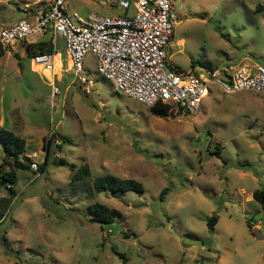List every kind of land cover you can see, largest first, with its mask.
Masks as SVG:
<instances>
[{
  "label": "rangeland",
  "instance_id": "rangeland-1",
  "mask_svg": "<svg viewBox=\"0 0 264 264\" xmlns=\"http://www.w3.org/2000/svg\"><path fill=\"white\" fill-rule=\"evenodd\" d=\"M171 1L170 67L188 72L192 62L218 67L242 58L264 65V9L256 10L264 0ZM25 2L34 0H0V25L24 17ZM70 8L84 17L114 12L91 0H70ZM56 45L64 70L53 100L23 46L17 55L0 48V127L23 138L27 154L38 152V167L42 138L53 131L64 139L52 143L42 172L15 168L12 190L0 185V197L14 192L0 222V264H122L119 253L126 264H264V214L252 198L264 187V95L212 83L197 111L156 115L115 90L92 54L83 74L94 85L85 92L65 60V39ZM3 149L0 140V174L13 168ZM68 163L87 164L90 176L73 180ZM106 174L143 190L97 192L93 180ZM96 202L118 216L97 222L89 209Z\"/></svg>",
  "mask_w": 264,
  "mask_h": 264
},
{
  "label": "built area",
  "instance_id": "built-area-1",
  "mask_svg": "<svg viewBox=\"0 0 264 264\" xmlns=\"http://www.w3.org/2000/svg\"><path fill=\"white\" fill-rule=\"evenodd\" d=\"M68 1L37 0L42 6L34 19L20 18L0 25V48H9L15 41H25L32 35H51L52 51L36 53L30 58L50 85L52 100L60 93L54 68L56 36L65 39L70 70L87 93L94 80L83 74L84 59L92 54L97 72L115 90L149 107L159 105L195 112L212 83L227 93L249 90L264 95V65L255 60L243 59L218 67L198 65L188 72L169 66L167 46L173 37L176 18L171 0H91L122 12L90 13L87 17L69 13ZM61 143L59 138L53 141L55 145ZM25 156L29 166L37 170L38 152H25Z\"/></svg>",
  "mask_w": 264,
  "mask_h": 264
},
{
  "label": "trees",
  "instance_id": "trees-1",
  "mask_svg": "<svg viewBox=\"0 0 264 264\" xmlns=\"http://www.w3.org/2000/svg\"><path fill=\"white\" fill-rule=\"evenodd\" d=\"M264 9V5H257L256 10L261 11ZM27 53L28 56H32L36 53L41 52H51L52 51V45L50 41H44V42H38V43H28L27 44ZM17 55V54H15ZM204 66V65H203ZM206 67H210L209 65H206ZM167 107L165 106H151V111L156 115H165V111ZM55 138H58L55 132H52L50 136L43 137L44 141V148L46 149V155L43 160V162L39 165L37 171L39 170L42 172L44 168L46 167L49 159V150L50 147L54 141ZM0 140L3 143V152L7 158H10L12 161L13 168H11L9 171H4L0 174V185H4L8 190H12V185L16 181V172L15 168H28L29 166V159L25 156L26 152V143L25 140L18 135L14 134L12 131L7 130L3 127H0ZM64 139H62L63 142ZM218 156L219 152H216ZM54 163L56 164H66L67 162L62 159L58 158L54 160ZM74 173L72 174L73 180H84L90 176V171L87 164L79 165V167L75 168L73 164H67ZM8 184V185H7ZM93 186L97 192H102L105 190H109L112 193H117L114 196L118 195V193L127 191V190H134L138 192H142L143 185L132 178H121L116 175L112 174H106L97 176L93 180ZM168 188H163L160 192V198H163V196L167 193ZM14 194H8L6 196L0 197V220L2 219L4 215L5 209L8 207L11 197ZM252 198L257 201L262 209V212L264 214V187L260 189H256L252 192ZM89 209L94 214V220L100 223H108L112 221L115 217L118 216L119 212L115 208L109 209L107 206L101 204V203H94L89 206ZM217 221V216L212 215L208 221L207 225L212 228L214 226V223ZM248 224V223H247ZM250 227V226H248ZM4 240L6 241V238L4 236ZM120 256L123 258L122 264H126L125 256L123 253H119Z\"/></svg>",
  "mask_w": 264,
  "mask_h": 264
},
{
  "label": "crops",
  "instance_id": "crops-1",
  "mask_svg": "<svg viewBox=\"0 0 264 264\" xmlns=\"http://www.w3.org/2000/svg\"><path fill=\"white\" fill-rule=\"evenodd\" d=\"M83 2V1H82ZM24 6H25V8H23V10H24V12H25V14L26 15H24V17H22V18H32V19H34L36 16H37V13H38V11H39V9L41 8V6H42V4H40V3H37V0H34V2H33V4H29L28 2H25V4H24ZM29 6V7H28ZM102 6V5H101ZM104 7H106V8H108V9H111V10H113L114 12L113 13H117V10L116 9H114V8H112V7H109V6H104ZM67 10H68V12L69 13H72V12H77V13H79L78 11H76L75 9H73V8H70V0L68 1V5H67ZM119 12V11H118ZM112 13V14H113ZM80 14V13H79ZM108 15H110V14H108ZM173 34H174V32H173ZM57 37L58 36H56L55 37V42H56V40H57ZM50 38H51V35L49 34V33H47V34H45V35H43V36H41V37H39V36H36V38H33V39H30V40H25V41H17L16 43L14 42V43H12V45H10V47L9 48H3V49H8V50H10V54H11V52L12 53H14V54H17L18 53V48L20 47V46H23L24 48H25V51H26V53H27V44L28 43H38V42H44V41H50ZM20 43H23V44H20ZM64 49H65V45H64ZM56 52H54V68H55V72H56V75H57V78H58V81H60L61 80V78H62V71L64 70L63 68V61H62V59H61V52L58 50V48H57V45H56ZM28 54V53H27ZM19 55V57H21V55L20 54H18ZM56 56H58V61H59V65L57 66V59H56ZM169 57H170V55H169V53H168V59H169ZM243 59H249V58H242V59H240L239 61H241V60H243ZM65 60H68V56H67V54H66V49H65ZM249 60H251V59H249ZM69 61V60H68ZM168 63H169V60H168ZM31 66H32V68H33V70L34 71H36V68H35V66L33 65V64H31ZM170 66V65H169ZM198 66V65H197ZM201 66H203V65H201ZM192 67H194V65H193V62H192V66H191V68ZM204 67H206V65H204ZM210 67H212L211 65H210ZM17 70V72H19L20 71V69H16ZM58 70V71H57ZM66 70V69H65ZM57 81V82H58ZM211 85L212 84H210V86H209V92H208V94H210V92H211ZM247 91H249V90H247ZM224 92V91H223ZM239 92V91H238ZM252 92V91H251ZM254 93V92H253ZM254 94H256V95H260V94H258V93H254ZM262 95V94H261ZM263 96V95H262ZM128 97V96H127ZM130 98V97H129ZM43 139V138H42ZM3 218V217H2ZM0 222H1V220H0Z\"/></svg>",
  "mask_w": 264,
  "mask_h": 264
},
{
  "label": "water",
  "instance_id": "water-1",
  "mask_svg": "<svg viewBox=\"0 0 264 264\" xmlns=\"http://www.w3.org/2000/svg\"><path fill=\"white\" fill-rule=\"evenodd\" d=\"M9 193H11V191H9ZM260 215H257L256 218H253L252 221L256 220L257 218H259ZM185 242L187 243H200L201 241H197V240H192V239H188V238H185Z\"/></svg>",
  "mask_w": 264,
  "mask_h": 264
},
{
  "label": "bare ground",
  "instance_id": "bare-ground-1",
  "mask_svg": "<svg viewBox=\"0 0 264 264\" xmlns=\"http://www.w3.org/2000/svg\"><path fill=\"white\" fill-rule=\"evenodd\" d=\"M17 41H15V43H16ZM57 57V56H56Z\"/></svg>",
  "mask_w": 264,
  "mask_h": 264
}]
</instances>
